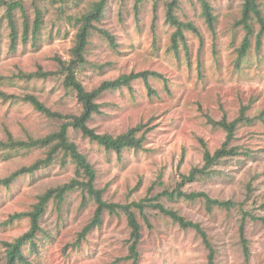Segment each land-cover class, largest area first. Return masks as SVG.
<instances>
[{
    "label": "rangeland",
    "instance_id": "rangeland-1",
    "mask_svg": "<svg viewBox=\"0 0 264 264\" xmlns=\"http://www.w3.org/2000/svg\"><path fill=\"white\" fill-rule=\"evenodd\" d=\"M0 0V141L41 139L60 130L66 119L48 116L26 99L37 97L51 111L64 117L81 114L76 90L65 83L82 17L100 0H20L14 10L18 38L12 45L6 17L8 3ZM216 16L210 28L199 0H181L176 9L186 29V45L172 47L175 27L167 22L165 0H106L100 21L113 39L95 27L85 49L86 63L76 65L77 79L87 90L105 80L131 72L153 71L148 83L137 78L130 86L107 90L97 99L100 112L89 126L113 136L141 125L140 149L107 150L70 127L68 137L77 144L96 171L95 186L102 198L121 205L144 201L141 211L132 207L141 224L139 264H208L209 250L200 234L184 228L152 206L161 202L188 220L199 223L215 249V264H264V34L253 23L248 53L239 59L246 30L243 0H209ZM264 15V1L261 2ZM41 11L43 22L36 37L32 31ZM29 34L24 39V20ZM187 47V48H186ZM32 75V76H30ZM153 88V92L149 91ZM245 109V111L243 110ZM244 111V113H242ZM241 115L231 143L237 155L220 158L206 173H197L183 186V175L205 164V151L213 154L227 137L225 128L212 121L228 122ZM50 147L6 148L0 145V179L48 157ZM77 165L63 150L34 172H25L9 186L0 185V264H6V242L31 227L29 216L9 221L15 213L33 210L42 194L78 178ZM84 178L83 174L82 177ZM205 192L211 198L231 200V208L207 207L198 197L169 198L165 190ZM161 194L157 200L156 196ZM151 198L150 201L145 200ZM155 197V198H154ZM152 203V204H151ZM97 208L94 197L81 187L51 199L40 219L35 245L27 242L32 264H133L129 254L131 227L122 209L106 210L100 224L80 234ZM242 229L250 248L245 260Z\"/></svg>",
    "mask_w": 264,
    "mask_h": 264
},
{
    "label": "trees",
    "instance_id": "trees-1",
    "mask_svg": "<svg viewBox=\"0 0 264 264\" xmlns=\"http://www.w3.org/2000/svg\"><path fill=\"white\" fill-rule=\"evenodd\" d=\"M181 0H165L166 4V18L167 22L175 27V31L172 35V47L179 50L178 43L181 41L186 45V36L185 30L191 29L196 30L197 27L192 21H183L178 17L176 13V9L179 7ZM202 6V13L205 17L207 24L210 28H214L216 16L213 12V6L209 2V0H199ZM264 0H243L242 5V18L238 21L237 24L243 25L246 30V35L242 42V45L239 48V59H242L249 51L251 46L250 37L254 33L253 23L258 22L261 25V29L258 33V44H260V37L264 34V15L262 13L261 2ZM106 5V0H100L96 3L93 10L85 14L82 17L83 25L78 33L77 44L75 48H73L72 58L68 63L64 60H60L62 67H64L65 71L67 70V76L65 79V83L68 87H73L79 99L82 102V112L79 115H72L64 117L58 113L51 111L46 105H44L37 97L33 95L26 96V99L29 100L36 109L47 114L48 116H57L58 118L66 119L64 123H62L60 130L47 135L41 139H29L27 141L24 140H15L11 135H9L8 141L3 142L0 141V145L16 149V148H33V147H50L48 151V157L46 159H40L36 163L32 164L28 167H22L13 173H11L8 177L0 179V185L9 186L10 183L25 172H34L39 169L42 165H46L50 163L54 157V155L63 150L65 155H69L73 161L77 165V170L79 177L72 179L70 182L65 183L63 185H59L55 188H51L42 194L39 198V201L35 204L33 210L25 212V213H15L10 216L9 221H13L22 216H29L31 219V227L25 232L23 235L17 237L11 242H6V264H32L29 262L26 253H25V244L27 242L31 243L33 246L36 241L37 233L40 230V219L44 215L47 209V205L51 199H56L61 202L65 194L68 191H71L74 188L81 187L84 191L89 193L90 196L94 197L97 202V208L95 210V214L91 221L85 226L84 230L81 232L80 236L85 237L86 233L93 228V226L100 224L102 220V214L104 211L109 210L110 212H117L118 209H122L124 213L128 217V223L132 229L131 231V239L129 245V254L124 258L127 260H131L133 264H139V250L138 245L142 238L141 233V224L138 221V217L132 207H137L141 211H143V207L145 205L148 206V203H144V201L133 202L127 205H121L116 203H109L102 198V191L95 186L96 179V171L93 165L88 161L86 156L82 154L78 146L75 142L70 141L68 137V129L70 127L75 129H80L82 134L88 137L90 140L97 142L101 146L105 147L107 150H113L118 153H121L124 148H134L140 149L143 143V137H138L137 132L141 130V125L133 127L129 129L127 132L119 134L117 136H113L109 133H98L94 128L89 126V121L93 118L95 113H99L100 104L97 102L98 97L107 90H113L117 88H121L125 85L130 86L131 82L137 78H143L147 83L151 75L158 76L156 72L153 71H141V72H131L130 74H123L116 79L113 80H105L103 81L97 88L93 90H87L83 84L77 79L76 76V65L84 66L86 63L85 59V49L88 43V37L90 35V28L95 27L100 32L109 38L113 39V36L105 29H99L96 25H93L92 21H100L104 9ZM17 7H22V1H14L8 3V8L6 12V17L8 20V24L10 26V36L12 38V45L14 46L16 40L18 38V29L16 26V21L14 18V10ZM43 22L41 11L37 10V15L34 23V28L32 33L33 36L36 37L38 30L40 28L41 23ZM29 34V24L28 18L24 20V39L28 37ZM187 48V47H186ZM32 76V75H30ZM149 84V83H148ZM149 91L152 93L154 90L152 87H149ZM245 111V109H243ZM244 111L242 113H244ZM249 120L245 116L241 115L238 119H235L231 122H228L226 118L220 121H212V123L216 126H220L226 129L227 137L223 144V146L216 150L213 154L210 153L209 150L205 151V164L204 166L199 168H194L191 170L189 175L182 176V182L179 185L183 186L188 181H193L196 178L197 173H206L207 169L217 162L220 158L229 156V155H237L239 153L238 148L232 146L231 143L235 137V130L237 125L243 121ZM82 174L84 178L82 177ZM163 195L168 196L171 199L175 197H186L188 199H196L198 197H203L206 199L207 207L211 209L214 205H218L221 207L231 208L234 204L231 200H218L211 198L205 192H192L186 193L179 188L174 191L165 190ZM161 197V194L157 195V200ZM155 198V197H154ZM145 200L150 201L151 198H146ZM152 204V203H151ZM152 206L154 208H158L161 212L169 215L175 222H178L184 228H193L196 230L198 234L201 235L203 242L206 248L209 250L208 253V264H215V249L212 246L211 241L208 238L207 232L201 227L199 223L193 222L192 220L186 219L184 216L180 215L177 211L166 208L160 201L157 203H153ZM119 212V211H118ZM242 244L244 249L245 260L248 262L250 259V248L248 245V240L245 238L242 229Z\"/></svg>",
    "mask_w": 264,
    "mask_h": 264
}]
</instances>
